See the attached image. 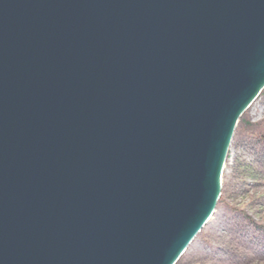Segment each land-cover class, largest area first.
I'll list each match as a JSON object with an SVG mask.
<instances>
[{"label": "water", "instance_id": "obj_1", "mask_svg": "<svg viewBox=\"0 0 264 264\" xmlns=\"http://www.w3.org/2000/svg\"><path fill=\"white\" fill-rule=\"evenodd\" d=\"M264 89V0H0V264H176Z\"/></svg>", "mask_w": 264, "mask_h": 264}, {"label": "rangeland", "instance_id": "obj_2", "mask_svg": "<svg viewBox=\"0 0 264 264\" xmlns=\"http://www.w3.org/2000/svg\"><path fill=\"white\" fill-rule=\"evenodd\" d=\"M258 134H264V90L235 127L213 215L176 264H264V171L248 179L247 170L243 179L234 162L239 153L247 156L246 144ZM250 168L257 172L256 165Z\"/></svg>", "mask_w": 264, "mask_h": 264}, {"label": "trees", "instance_id": "obj_3", "mask_svg": "<svg viewBox=\"0 0 264 264\" xmlns=\"http://www.w3.org/2000/svg\"><path fill=\"white\" fill-rule=\"evenodd\" d=\"M247 148V156L244 154H238L235 158V163L237 164V168L240 170V175L245 178L246 171L249 170L251 173V177L248 179H251L255 177V173H257L261 178V172L264 171V134H258L255 136H251L248 144H246L245 149ZM229 154L227 155L228 159ZM256 165V171L250 168V166ZM244 221H248L251 225V229L254 232H258L262 230L259 225L251 221L247 216H244ZM259 228V229H258Z\"/></svg>", "mask_w": 264, "mask_h": 264}, {"label": "bare ground", "instance_id": "obj_4", "mask_svg": "<svg viewBox=\"0 0 264 264\" xmlns=\"http://www.w3.org/2000/svg\"><path fill=\"white\" fill-rule=\"evenodd\" d=\"M259 96H260V95H259ZM259 96H257V98L253 101V103L259 98ZM253 103H252V104H253ZM252 104H251V105H252ZM251 105H250V107H251Z\"/></svg>", "mask_w": 264, "mask_h": 264}]
</instances>
